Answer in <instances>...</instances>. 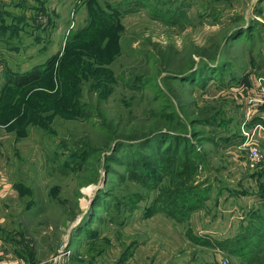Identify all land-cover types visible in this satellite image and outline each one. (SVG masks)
I'll return each mask as SVG.
<instances>
[{
	"label": "rangeland",
	"instance_id": "rangeland-1",
	"mask_svg": "<svg viewBox=\"0 0 264 264\" xmlns=\"http://www.w3.org/2000/svg\"><path fill=\"white\" fill-rule=\"evenodd\" d=\"M78 51V87L44 75L6 88L10 72ZM261 86L264 0H0V235L27 264H130L135 247L134 264H217L224 251L185 232L213 240L227 200L264 192V105L247 116ZM198 184L211 204L167 217Z\"/></svg>",
	"mask_w": 264,
	"mask_h": 264
},
{
	"label": "trees",
	"instance_id": "trees-1",
	"mask_svg": "<svg viewBox=\"0 0 264 264\" xmlns=\"http://www.w3.org/2000/svg\"><path fill=\"white\" fill-rule=\"evenodd\" d=\"M40 10H43L44 12L46 11L44 7H41ZM46 13L50 16V14L48 12H46ZM12 19H13V17H12ZM90 19H92V16H90ZM34 25L38 28V25L35 23V21H34ZM11 26H12V28L15 27L12 24H11ZM21 27L23 28V26H21ZM16 29H18V28L16 27ZM77 35H79V34H77ZM50 36H51V32H50ZM12 37L18 41L20 40L21 42H19V43H22V46H23V42L25 41L24 36L23 37L18 36L17 38L15 36H12ZM44 37L42 39H40L41 42L45 40ZM19 43L17 44V47H19V45H20ZM24 44H29V43L24 42ZM9 48L17 49V48H15V43L13 45H11V47H9ZM65 48H67V44H66ZM80 50H83V49L80 48ZM56 54L48 56V58L44 62H42L41 64H37V65L33 66L31 69H29L27 72H25L23 74L10 72L9 75L6 76L7 77L6 78V80H7L6 81V83H7L6 88L8 87V85L12 86L13 89H17V88H20L23 86H27V85L31 84L32 82L39 80L44 75L53 76V81L59 82L61 85H65L67 83L72 88L73 87L76 88L79 85V81L89 78L88 72L90 69L88 70V67L86 68L85 71H81V72L77 71L76 68L79 67L77 65L79 62V59L73 62V71H67L70 67V65L68 64L67 57L68 56L72 57V59H71V61H72L77 55L81 54V51H78L77 53H75V52L74 53L63 52L62 59L57 63L56 68H54V61L57 58ZM42 65L45 66L44 70L40 69V66H42ZM71 80H72V82H71ZM97 85H98V83H97ZM103 89H106V88H103ZM106 92H107V94H109L110 90L107 89ZM25 93H26L25 91H21L19 97H17L16 99L17 100L18 99L23 100L22 106L27 109L28 105L30 104V102L32 100L29 98L30 96H27ZM107 94H105V95H107ZM69 100H70V96L67 97L66 101L68 102ZM12 105L15 106V103H13ZM31 110L33 113L34 110L33 109H31ZM29 111H30V107H28L27 113ZM20 117H21L20 115H17L15 119H20ZM258 121H262V120L258 119ZM158 133H159V135H157ZM158 133L154 134V136L146 137V138H144V140H146V142H148V141L155 140L159 137H162L164 135H167V136L169 135V131H160ZM178 137H180V136H178ZM118 145H120V144H118ZM115 147L117 148L119 146H115ZM124 147H126V146L122 145L120 148H118L115 151L113 150V151L115 153L118 150L124 149ZM130 147L133 148L134 145L130 146ZM116 148H114V149H116ZM166 149H168V147ZM88 150L92 152V150H95V148L88 147ZM112 154L113 153L109 154L108 156H111ZM262 174H264V170H262L258 174L259 177ZM180 175H183V174L180 173ZM210 189H211V186L209 184L208 185L198 184V189L196 188L195 185H192V186H188L185 189V191L183 192V194H181V193L177 194L176 198H180V200H177L176 203H177L178 207L183 206L182 208H184V212H183V215L181 214V217H178V218L174 217V216H172V214H170L168 211L164 210L163 208H162V210H164L166 212L167 217L174 218L177 221H184L189 217L190 213L193 210H197L198 208H200L204 204V201L209 198V192L208 191ZM230 190L233 193L237 192V190H235L233 188H230ZM258 193L263 200L262 206L264 207V192L260 191ZM192 199H195V202H193V203L190 202ZM183 203H187V204L183 205ZM253 215H254V217H256V219L259 221V223L262 225V227H264V215L263 214L261 215L259 213H254ZM149 216H152V214H150ZM252 223H254L253 220H251L250 224H252ZM185 234L188 237V239H190L191 241L198 242L201 245H205L208 247H216L218 249L225 251L226 253H231L233 255L240 256L241 258L250 259L253 254L258 253L255 255V257L251 261L254 262L255 264L264 262V259H261L259 261H255L259 256H262L264 254V249L260 248V246L264 245V231L262 234L240 235L239 238H237L235 241H233L232 245H230L228 242L223 243V242H218L216 240L211 241L208 236H204V235L201 237H197L189 229L186 230ZM254 241L256 242L255 245H253ZM251 261H247V262L249 263Z\"/></svg>",
	"mask_w": 264,
	"mask_h": 264
},
{
	"label": "crops",
	"instance_id": "crops-1",
	"mask_svg": "<svg viewBox=\"0 0 264 264\" xmlns=\"http://www.w3.org/2000/svg\"><path fill=\"white\" fill-rule=\"evenodd\" d=\"M264 117V116H263ZM230 190V188L228 189ZM231 191V190H230ZM248 191V190H247ZM224 189L222 188L221 191L219 192L218 196L223 195ZM239 196V195H235ZM249 193L246 192L240 194V197H248ZM238 198V197H237ZM236 199H230L227 200L226 202L228 203L226 206L223 207V209H220L221 212L219 211L217 214H214L210 218L211 223H215L214 228L209 230L210 232H203V233H211L213 235V240L210 239L211 241H218V242H223V243H229L232 245L233 241H235L237 238L240 237V235H247V234H262L264 231V227L259 223V221L254 217V213H259L264 215V207L262 206L263 200L260 197L259 193L257 192L256 195L249 196L248 200H250L249 203L243 204L242 202L238 201V205L235 203L237 201ZM212 202V198H208L204 201L203 207L204 209L209 206ZM217 205L220 204V202L215 201ZM220 208V207H219ZM254 212V213H253ZM197 213L194 212L191 214V217ZM205 214V213H204ZM200 216V217H199ZM201 216L208 217V215H203L201 212H198V217L201 218ZM204 217V221H205ZM209 220V221H210ZM251 220H253L254 223L250 224ZM202 232V231H200ZM210 237L209 235H205ZM124 241V240H123ZM255 241L253 242V245H255ZM128 242L125 244L127 245ZM196 244H200L196 242ZM136 246H139V243L136 244ZM259 246V245H258ZM135 247V246H134ZM136 248L132 249L131 254L126 257L128 258L127 260H131L130 264L133 263V258L135 257L134 254H136ZM261 249H264V245L260 246ZM218 248H214L216 253ZM258 253H255L252 255L250 259L246 258H241L240 256L233 255L231 253H226L225 251L221 256H219V259L217 258L218 263L220 264L222 259H226L229 264H230V258L234 260H239L240 263L238 264H255L251 260L255 257V255ZM153 257V256H152ZM125 258V259H126ZM251 261V262H247ZM0 264H27L26 261L23 259L21 260L19 257H16L15 255L12 254V251H10L9 244L6 243V240L3 239L2 235H0ZM40 264V263H39ZM258 264H264V262L258 263Z\"/></svg>",
	"mask_w": 264,
	"mask_h": 264
},
{
	"label": "built area",
	"instance_id": "built-area-1",
	"mask_svg": "<svg viewBox=\"0 0 264 264\" xmlns=\"http://www.w3.org/2000/svg\"><path fill=\"white\" fill-rule=\"evenodd\" d=\"M248 103H249V106L247 108V116H249V113L251 111V105L252 104H262V105H264V87L263 86L260 87V93H259V95L256 96V97H254V98H250L248 100ZM258 127L260 128V124H257L254 129H256ZM254 129L252 130L251 137L254 134V132H253ZM248 145H249V148L251 150L250 151L251 160L252 161H259L260 158H261V154L259 153V151L257 150V148L251 144V140L248 142ZM60 255L63 256L64 254L61 253ZM58 259H59L58 257L54 259V261H55L54 264H64L63 261H58ZM222 264H227V262L226 261H223Z\"/></svg>",
	"mask_w": 264,
	"mask_h": 264
},
{
	"label": "bare ground",
	"instance_id": "bare-ground-1",
	"mask_svg": "<svg viewBox=\"0 0 264 264\" xmlns=\"http://www.w3.org/2000/svg\"><path fill=\"white\" fill-rule=\"evenodd\" d=\"M89 189H90V188H89ZM89 189H88V190H89ZM91 191H92V190H91ZM86 205H87V204H86ZM84 206H85V205H84ZM71 249H72V248H71Z\"/></svg>",
	"mask_w": 264,
	"mask_h": 264
},
{
	"label": "water",
	"instance_id": "water-1",
	"mask_svg": "<svg viewBox=\"0 0 264 264\" xmlns=\"http://www.w3.org/2000/svg\"><path fill=\"white\" fill-rule=\"evenodd\" d=\"M78 221V220H77ZM77 223V222H76ZM78 224V223H77Z\"/></svg>",
	"mask_w": 264,
	"mask_h": 264
}]
</instances>
